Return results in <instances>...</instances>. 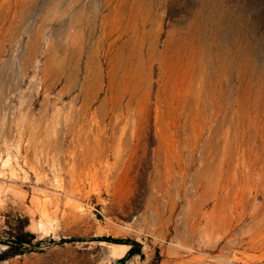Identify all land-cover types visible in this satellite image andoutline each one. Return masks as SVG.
<instances>
[{
    "label": "rangeland",
    "instance_id": "374dc122",
    "mask_svg": "<svg viewBox=\"0 0 264 264\" xmlns=\"http://www.w3.org/2000/svg\"><path fill=\"white\" fill-rule=\"evenodd\" d=\"M23 230L0 264H264V0H0V254Z\"/></svg>",
    "mask_w": 264,
    "mask_h": 264
},
{
    "label": "trees",
    "instance_id": "16d2710c",
    "mask_svg": "<svg viewBox=\"0 0 264 264\" xmlns=\"http://www.w3.org/2000/svg\"><path fill=\"white\" fill-rule=\"evenodd\" d=\"M36 235L29 231H20L17 233H10V236L1 242L7 245V248L0 254V260L7 259L8 257L22 253L23 249L27 248V245L31 247H40V242L33 243V239ZM108 241L115 243H125L130 246L127 253L118 259V264L125 263L129 258L136 254L143 255L142 244L133 238H105ZM66 241V240H63Z\"/></svg>",
    "mask_w": 264,
    "mask_h": 264
}]
</instances>
